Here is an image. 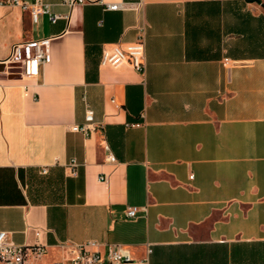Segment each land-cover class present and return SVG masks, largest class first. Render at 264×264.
Returning a JSON list of instances; mask_svg holds the SVG:
<instances>
[{
	"label": "crops",
	"instance_id": "1",
	"mask_svg": "<svg viewBox=\"0 0 264 264\" xmlns=\"http://www.w3.org/2000/svg\"><path fill=\"white\" fill-rule=\"evenodd\" d=\"M22 1L0 4V59L50 37L35 78L0 63V230L44 246L26 264L88 240L131 258L95 264H264V0ZM141 28L142 71L100 63Z\"/></svg>",
	"mask_w": 264,
	"mask_h": 264
},
{
	"label": "built area",
	"instance_id": "2",
	"mask_svg": "<svg viewBox=\"0 0 264 264\" xmlns=\"http://www.w3.org/2000/svg\"><path fill=\"white\" fill-rule=\"evenodd\" d=\"M76 0H69L73 4ZM82 1V0H78ZM0 4L19 5L22 8H28V4L22 0H0ZM108 9L129 8L132 4L127 1L105 3ZM32 15L38 12L47 13L51 22H55L60 17L59 14L50 10L47 4L36 2L31 7ZM49 42L50 37L38 39H27L17 41L11 44L9 55L6 58L0 59L1 64L15 66L18 74L22 78H35L42 65L49 59ZM144 60V28L138 32L137 38L125 46L112 45L103 47L100 54V63L111 66H117L127 62L137 71L143 70ZM93 113L87 108L85 112V121L81 124L74 125L75 130L83 133H88L93 127ZM112 159V157H110ZM76 163L71 161L69 167L74 172ZM41 172H47V167L43 166ZM192 175H190L191 177ZM101 180L105 176H99ZM137 211L136 207H128L126 214L133 217ZM97 243L94 240L86 242L67 244L69 257L65 260L56 261L54 264H95V263H122L131 260L126 248L118 244H108L104 250L93 248ZM61 245H65L62 243ZM45 252V248L40 243L19 244L11 241L6 230H0V264H26L27 258L33 256L41 257Z\"/></svg>",
	"mask_w": 264,
	"mask_h": 264
}]
</instances>
